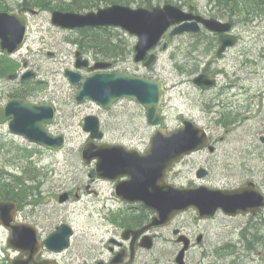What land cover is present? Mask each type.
<instances>
[{
  "label": "rangeland",
  "instance_id": "rangeland-1",
  "mask_svg": "<svg viewBox=\"0 0 264 264\" xmlns=\"http://www.w3.org/2000/svg\"><path fill=\"white\" fill-rule=\"evenodd\" d=\"M26 1H0V12L27 14L29 19L26 43L12 58L18 64V77L16 80L0 81V106L14 99L10 93L21 89L25 82L21 80L24 74L35 73L36 78L28 82H39V86L28 99L33 103L55 106L57 118L48 130L54 136H64L65 147L56 153L31 144L23 137L13 136L9 132V125L5 124L0 128V144L5 146L0 153V169L23 177L24 180L39 174L37 179L28 182L30 187H36L37 190L25 205L30 211L32 206L29 204L40 201L43 211L52 214L53 229L63 224L74 229L73 247L66 255L76 253L81 247L86 263L94 261V254H101L108 259L106 245L114 236L115 219L112 210L119 203L114 198L113 185L98 180L95 164L88 165L83 161L82 151L90 140V135L83 129L84 120L88 116L100 119L105 134L103 143L144 151L156 129L147 124L146 109L134 100H121L109 110H103L92 101L77 104L76 97L80 89L70 84L65 71L80 72L83 78L95 73L76 68V52L82 51L93 63L105 60L93 52L81 50L79 45L73 43L80 36L78 30H62L51 24L52 12L57 10L55 6L62 0H51L50 8L53 10L34 8L30 4L26 5ZM71 2L67 1V4ZM142 2L138 0L129 6L140 8L143 7ZM152 2L154 7L172 4L187 12L210 18L216 16L214 5L207 0ZM109 5L101 3L93 9L74 13L96 12ZM219 19L230 22L224 18ZM233 24L235 27L231 33L238 36L240 41L227 52L222 61L217 62V66L226 73L219 80L221 87L223 92L228 91L229 94L216 100L228 107L218 105L213 106V109L211 103H207L208 100L203 101L206 93H201L189 84L195 76L192 75L194 65L182 58L189 54V49L186 46L179 52L178 39L169 36L164 39L154 51L158 55L157 62L151 69H146L134 60L137 39L122 30L109 32L113 39L125 45L127 51L124 60L105 72H126L165 83L166 97L160 113L166 117L167 129L172 131L184 121L192 120L206 129L215 143L216 154L200 153L187 158L179 166L183 174L178 183L185 188L206 186L223 189L237 186L246 179H254L264 191V144L261 142L264 137V17L259 16L252 24L235 18ZM165 44L168 45L166 50L163 49ZM204 52L200 50V53ZM193 54L198 56L199 50ZM199 64L204 69V62ZM235 80L238 86L231 92ZM216 93L208 97L213 98ZM26 151L32 153V156L25 154ZM199 168L209 172L204 181L197 178ZM95 178L98 181L93 184V190L98 192L97 196L85 190ZM66 193L71 195V199L61 203L60 197ZM76 194L80 197L76 198ZM175 223L173 228L162 230L164 239L158 238L155 247L143 253L137 264H144V261L147 264H177L178 251L182 247L178 246L177 237L173 235L176 228L181 229L184 235H193L195 244L187 253V264H264V210L251 218H231L220 214L210 220L201 219L196 212L189 211L181 214ZM254 234L261 239L251 243L255 240L252 238ZM201 235L202 242L198 244L197 239ZM233 251L236 252L232 254Z\"/></svg>",
  "mask_w": 264,
  "mask_h": 264
},
{
  "label": "water",
  "instance_id": "water-1",
  "mask_svg": "<svg viewBox=\"0 0 264 264\" xmlns=\"http://www.w3.org/2000/svg\"><path fill=\"white\" fill-rule=\"evenodd\" d=\"M200 23L214 33L228 34L233 28L231 23L204 18L172 4L158 5L152 9L114 4L100 8L96 12L54 11L51 15V24L63 30L113 28L135 37L137 44L134 60L136 63H142L149 55L147 67L157 61V55L152 52L168 32L171 36L197 32ZM28 29L26 14L0 12L2 53L7 56L18 53L26 43ZM236 44L237 37L230 34L222 36L218 56L221 57L226 48L234 47ZM75 66L78 70L89 68L92 72L98 71L86 78H83L80 72L65 71L70 84L80 89L76 97L78 104L93 101L102 109L108 110L121 100H134L147 110L148 125L157 128L148 149L141 153L135 149L129 150L123 145L97 143L104 139L100 119L97 116H88L84 120L83 129L90 134V141L82 151L83 161L88 165L95 163L96 176L101 180L117 182L125 178L126 181L117 184L118 199L128 204L140 203L156 214L141 230L125 232L124 239H129V235L132 234L133 240L136 241L146 234L141 246L151 250L154 241L148 233L170 226L177 216L189 210H195L202 219H214L220 212L231 217L256 216L264 209V194L252 182L232 190L212 189L206 186L176 188L168 185L166 182L168 173L184 157L206 148L211 151L214 148L211 146L207 131L191 121H185L182 126L171 132L163 127L166 120L159 114L165 99L166 87L163 82L124 72H105L112 67V63L100 62L90 67L89 61L83 60L80 52L76 53ZM16 77L17 75H12L9 79ZM35 78V73L28 72L21 80ZM194 82L200 87L214 84L208 82L205 76H198ZM55 120L56 110L51 104L38 105L24 99H13L7 105L0 106V126L8 123L11 134L58 153L65 147V139L63 136L55 137L49 132L48 126ZM206 174L207 172L202 169L197 176L202 179ZM67 198L66 193L60 197V202H66ZM2 205L0 204V211L4 207ZM4 224L11 230L10 242L16 246V250L26 252L25 248L33 246L34 239L31 238L28 227ZM73 234V228L63 224L46 240V246L54 252L61 253L70 247ZM174 234L179 235L180 231L176 230ZM178 242L183 244V248L176 262L186 264L185 255L190 248V239L181 235ZM134 246L133 244L131 257L120 254L109 264H132L135 256Z\"/></svg>",
  "mask_w": 264,
  "mask_h": 264
},
{
  "label": "flooded vegetation",
  "instance_id": "flooded-vegetation-1",
  "mask_svg": "<svg viewBox=\"0 0 264 264\" xmlns=\"http://www.w3.org/2000/svg\"><path fill=\"white\" fill-rule=\"evenodd\" d=\"M195 14L200 15L199 13H195ZM200 16H202L204 18H210V17H206L204 15H200ZM218 20H220V19H218ZM220 21H222V20H220ZM199 25H200V29L197 32H187V33H184L181 35H176V36H171L168 33L164 36V39H166L168 36H169V38L178 39L180 41V43L178 44L179 52H181V50H183V47H186V46L188 47L189 54L182 56V58L184 59V61H187V63L194 65L192 75H195V76L193 77V79L191 81H189V84L193 85V88L199 90L201 93H203V92L206 93L207 96H203L204 97L203 101L208 100L207 103L208 102L211 103V109H213V106H218V105H221L222 107L226 108L228 106L224 105L223 103L220 104V102L216 100V98H218V97L226 96L227 94H229L228 91L223 92V88L221 87V83L219 80H221V77L224 76V74H226V73L224 72L225 71L224 69L217 66V62L222 61L225 58V56L227 55V52L230 51V49H233L238 45L240 39L238 36L231 33L230 35L237 37V44L234 47L226 48V50L223 52L222 56L219 57L218 51L220 48V38L222 36H225L228 34H226V33H214V32L207 30L206 28H204V26L201 23ZM233 27H235V25ZM161 43H160V45H161ZM163 49L164 50L168 49V45L165 44ZM196 50H199L198 56L193 54V52H195ZM200 50H205V52L200 53ZM214 51L216 52L215 55L212 54ZM80 52L83 56V60L89 61L91 63V65L95 64V62L93 63L92 61H90V59H88L87 56L82 51H80ZM154 53L156 54V52H154ZM148 59H149V55L146 58V60L143 61L141 64H143V66L146 69H151V67L157 61L152 63L151 66L147 67L146 62ZM157 60H158V55H157ZM201 62H204V69H201V66L199 64ZM97 63H100V62H96V64ZM198 69H199V71H198ZM198 76H205V77H207L208 82H213L214 84L212 86L200 87L197 84H195V82H194ZM15 80H16V78H15ZM156 81H159V80H156ZM236 86H238L237 80H235L234 86L231 87V92L236 90L235 89V88H237ZM165 87H166V85H165ZM216 92H218V93H216ZM165 93H166V89H165ZM213 93H216V96H214L213 98H211V96H210V98H209L208 95L213 94ZM165 97H166V94H165ZM29 101L32 102L31 100H29ZM163 103H164V101H163ZM163 103H162V105H163ZM38 104H40V103H38ZM41 104H44V103H41ZM162 105H161V108H162ZM161 108L159 110V114H161L160 113ZM163 117L166 120V117L165 116H163ZM186 121H191L195 125H197L192 120H186ZM197 126H199V125H197ZM163 127L166 129L167 124ZM209 136H210L211 146L214 149L211 151L209 148H206L204 150H201L199 152H195V153L185 157L181 163L177 164L168 173L167 178H166V182L168 183V185L176 187V188H182V186H180L178 183L179 179L181 178V176L183 174V171L181 169H179V166L183 162H185V160L187 158H190L192 156L198 155L200 153H205V152H209L211 155H214L217 153V148L215 146V143L213 142V139H212L210 134H209ZM0 139H2V137H0ZM261 142L264 144V141L261 140ZM125 147L127 149H135L134 147H129V146H125ZM148 147H149V145L146 147V149ZM139 150H140V152H144V150H142V149H139ZM202 169H204L207 172L206 176L202 179H200L198 176H197V178L201 181H204L209 176V172L205 168H199L197 170V175H198V172ZM251 177L255 178V176H251ZM97 179L96 178L92 179L91 180L92 185H89L85 188V190L88 194H94L95 196L98 195V192L93 190V187H94L93 184H95L99 180V179L98 180ZM246 180L247 181H244L243 183H240L237 186H230V187L227 186V187H224L222 190H230V189L232 190V189L240 188V187H243V186L247 185L248 183L252 182L256 185V187L260 191H262L264 193L263 189L259 186L257 181H255L254 179L253 180L252 179H246ZM100 181H102V180H100ZM124 181H126V179L121 178L117 182H109L113 185V188H114V198L119 203V206L116 209L112 210V214H113L112 217L115 219L114 225H113V227H114V234L113 235L114 236H113V238H111L109 240V243H107V245H106L107 249L109 251V258L107 259L106 257L101 256V254H94L96 257L94 259V261L92 263H86L84 252H83V249L81 247H80V249H78L76 251V253H74L72 255H66L69 252H71V250H72V247H73L72 240L75 236V231H74L73 236L71 237L70 247L68 249L64 250L63 252H61V253L54 252L46 246V240L59 227V226H57L54 229L52 228L53 227L52 226V214L49 212L43 211L44 207L40 206V205H42L40 203V201H35V202L30 203L29 205L32 206L30 211L27 209L26 205H22V204L18 203L16 201V189L6 191L4 189V176L2 174H0V204H3L2 206H4L2 211H0V264H98L99 262H104L105 264H109L112 262V260L117 255H120V254L123 256L125 255L128 258L131 257L132 253H133V251H132L133 244L135 245L134 246V248H135L134 249V255L135 256H134V261L132 264H137L138 262H140V260H141L140 257L149 252V250H147L146 248L141 246V243H142L146 234L142 235L136 241L133 240L132 234L129 235L130 236L129 239H124L123 236H124V233L127 231L141 230L144 226H146L147 224L150 223L151 219L156 214H155V212H153L152 210H150L149 208L145 207L144 205H142L140 203L128 204V203H124L123 201H120L118 199V197L116 196V187H117V184L119 182H124ZM214 189H217V188H214ZM67 194H68V198H67V201H68L69 199H71V195L69 193H67ZM79 197H80L79 194L78 195L76 194V198H79ZM261 212H263V210ZM261 212H259L256 216L260 215ZM228 217H230V216H228ZM238 217L251 218L252 215L238 216ZM178 218L179 217L175 218L169 227L159 229V230H154L150 233V235L154 239V244L158 238L164 239L162 230L173 228L175 226V224H176L175 222L177 221ZM231 218H237V217H231ZM4 223H7L8 225H13L15 227H16V225L28 227V229L30 230L31 238L34 239L33 246H31L27 249L25 248L24 251H26V252L16 250V246H14L10 242L11 230H10L9 226H6ZM176 230H180L181 234H183V232L181 229H177V228L173 231V235L175 237L177 236L179 238L181 236L180 234L179 235L174 234V232ZM188 234L189 235H185V236L188 239H190V242H191L190 249H192L193 245L195 244L194 240H193V235H190V233H188ZM178 238L176 240V243L178 244L179 247L180 246L182 247V245L178 242ZM201 242H202V235L199 236L197 239L198 244H200ZM80 246H81V244H80ZM179 250H181V249H179ZM179 252L180 251H178V253ZM187 253H186V256H187ZM186 256H185V260H186ZM145 258H147V255H145ZM141 262H143V261H141ZM144 264H147V262L144 261Z\"/></svg>",
  "mask_w": 264,
  "mask_h": 264
},
{
  "label": "trees",
  "instance_id": "trees-1",
  "mask_svg": "<svg viewBox=\"0 0 264 264\" xmlns=\"http://www.w3.org/2000/svg\"><path fill=\"white\" fill-rule=\"evenodd\" d=\"M2 1V0H0ZM26 1V0H25ZM67 1H72L67 4ZM138 0H62L55 6V9L62 12H81L83 9H93L99 6L101 3H107L110 5L120 4L129 6L132 2ZM143 7L152 9L154 7L153 0H141ZM172 1V0H166ZM210 1L216 10V19L224 18L229 20L231 23L234 22L235 18H240L246 23L252 24L255 19L259 16L264 17V0H207ZM53 1L51 0H27L26 5L30 4L34 8L39 9H50V5ZM79 2V3H78ZM170 3V2H168ZM213 17V18H214ZM235 25V24H234ZM102 31V32H99ZM112 29L94 30V29H84L79 31L80 36L74 41L76 45H79L81 50H87L93 52L95 55L100 56L106 62H112L114 65L118 64L120 60L126 58V48L125 45L120 41H116L111 37L109 32ZM99 58H97L98 60ZM18 64L17 61L2 55L0 53V81L8 80V78L16 74ZM39 86V82H23L21 89H17L14 93H10L12 98L28 99L31 94H33L35 89ZM24 88V89H23ZM5 146L0 144V153L4 151ZM25 154L32 156V153L26 151ZM0 174L4 176V189L6 191L16 189V201L22 205L27 203L29 197L37 190L36 187H30L28 182L30 180L37 179V175L33 174L27 180L23 177L16 176L15 174H10L5 169L0 170ZM244 234V233H243ZM256 235V236H255ZM253 241L260 240L261 238L254 234L252 236ZM236 251H233L235 253Z\"/></svg>",
  "mask_w": 264,
  "mask_h": 264
}]
</instances>
